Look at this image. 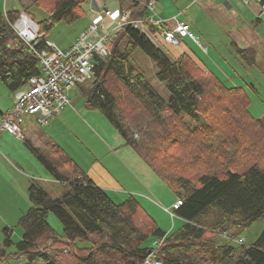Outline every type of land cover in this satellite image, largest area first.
<instances>
[{
	"label": "trees",
	"instance_id": "obj_1",
	"mask_svg": "<svg viewBox=\"0 0 264 264\" xmlns=\"http://www.w3.org/2000/svg\"><path fill=\"white\" fill-rule=\"evenodd\" d=\"M30 1L23 10L27 15L32 6L48 13L38 23L44 36L58 23L78 20L86 2ZM147 2L132 0L130 18L145 19ZM260 4L264 6V0ZM18 15L19 10L0 14V82L13 94L40 74L37 58L12 30ZM148 28L157 32L153 24ZM108 49L106 58H93L92 78L77 86L84 106L98 110L177 195L181 204L172 213L183 224L165 234L138 198L128 195L114 201L111 192L97 186L54 142L44 143L50 153L46 156L23 139L33 157L66 189L52 198L38 184L29 186L30 206L17 222L23 230L20 241L13 243L12 230L3 228L4 246L14 244L16 249L11 258L22 264H143L154 242L163 238L155 249L161 264H264V229L252 245L236 238L264 218V145L220 143L221 137L234 136L232 117L244 111L259 123L254 135L264 140V118L251 117L246 92L204 72L187 54L170 60L147 34L129 24L112 37ZM137 50L155 66L164 97L135 63ZM235 53L243 64L255 65L253 48L236 47ZM236 162L239 167L233 169ZM61 166L71 170V178H65ZM50 213L62 224L63 236L47 222ZM5 258L0 251V261Z\"/></svg>",
	"mask_w": 264,
	"mask_h": 264
},
{
	"label": "crops",
	"instance_id": "obj_2",
	"mask_svg": "<svg viewBox=\"0 0 264 264\" xmlns=\"http://www.w3.org/2000/svg\"><path fill=\"white\" fill-rule=\"evenodd\" d=\"M131 2L132 0H86L81 5L83 15L74 22L77 25L76 28H72L74 33L70 41L64 42V40L50 37L51 32L48 34L49 37H47L48 35L44 36V41H48L49 44L59 49H66L74 44L91 24H97L100 33L104 29L111 30L119 20L120 12L130 11ZM170 2L172 3V0ZM176 2L175 13L172 11L168 17L163 19L167 21L162 20L161 26L153 24L156 26L157 32L161 33L173 28L176 21L187 22L195 36L199 38L200 42H203L204 50L194 47L193 43L195 42L189 39L183 40L186 46L176 47L173 52L171 48H166V46L172 48L173 46L163 42L160 43L166 45L165 47L160 46V43L157 42L156 45L158 44L157 46L167 54L170 60L187 54L204 72L209 71L215 76L220 77L221 75L224 79L229 78L234 85L242 84L241 76L244 75L241 69L245 71L244 67L247 65L238 59L235 48H253L255 63L264 52V9L261 4L253 2L249 6H244L240 0H176ZM29 3H31L30 0H4V3L0 4V12L3 11L5 14L9 11L24 10L30 5ZM167 5H169V1ZM142 6L143 3L138 9H141ZM164 10L162 12L159 7H155L159 16L164 15ZM106 12H110V15H107ZM203 14L210 18L219 30L220 41H213L207 37V31L201 27L205 20ZM183 16L185 18L180 19ZM156 33H152L150 30L149 35L153 38L152 34L155 36ZM160 39H162L161 35ZM227 42L231 44V48L228 50L230 55L224 56L219 46L227 47ZM190 44L194 49H191ZM235 87L237 86L235 85ZM13 96L15 97V94ZM70 99L71 106L63 109L46 126L27 128L24 133L22 131L23 139L30 141L36 148L42 149L45 142H54L63 151V154L83 170L97 186L112 194H118L116 198L120 200L128 195L135 196L159 228L165 234L171 233L172 228H169L168 225H161L159 217L164 216V212L169 213L173 226L175 222L172 211L178 200L175 193L130 146L125 145L122 136L112 125L113 128L104 121L98 110L85 108L81 95L72 97L71 94ZM9 109L10 107L6 111L0 109V115ZM60 129L64 132L72 130V141L58 137V133H61ZM11 137L16 138L13 135ZM77 147H82L83 152H80ZM27 151L29 150L27 149ZM27 151V154L23 152L27 156L23 158L20 156L21 151L15 150L9 142L0 145V221H8L10 218L18 220L30 206L28 188L32 183H36H31V181L45 179L42 170L35 166L31 158L33 155ZM2 152L8 153V156L12 158L16 157L13 164L18 168L19 175L13 172L11 166L6 163L8 159ZM33 159L35 158L33 157ZM49 177L52 179L50 175ZM178 221L182 222L180 219ZM226 236L228 235L226 234Z\"/></svg>",
	"mask_w": 264,
	"mask_h": 264
},
{
	"label": "built area",
	"instance_id": "obj_3",
	"mask_svg": "<svg viewBox=\"0 0 264 264\" xmlns=\"http://www.w3.org/2000/svg\"><path fill=\"white\" fill-rule=\"evenodd\" d=\"M240 2L244 6H249L253 2L260 4L261 0ZM154 4L155 0H148L146 9L154 11ZM261 7L264 9L263 5ZM106 14L110 15V12ZM154 23L160 24L149 15L145 19H131L130 11L124 10L120 12L119 20L111 30L104 29L100 33L98 25L91 24L74 44L66 49H59L44 41L38 24L23 10H19V15L11 27L28 51L37 58L40 74L31 77L28 86L15 93L13 106L0 115V135L7 133L22 140L21 126L25 119H32L37 126H46L63 109L71 106L70 92L92 78L93 58L97 56L104 59L110 55L108 45L121 27L126 24L132 25L152 40L146 27ZM160 35L163 43L173 47H180L185 38L197 45L201 44L187 22L176 21L173 28L162 31ZM42 43L45 45L44 48L41 47ZM180 204L181 201L178 199L173 209ZM222 237L227 238L226 234ZM162 241L163 238L154 242V249L150 251L143 264H161L156 257L155 249Z\"/></svg>",
	"mask_w": 264,
	"mask_h": 264
},
{
	"label": "rangeland",
	"instance_id": "obj_4",
	"mask_svg": "<svg viewBox=\"0 0 264 264\" xmlns=\"http://www.w3.org/2000/svg\"><path fill=\"white\" fill-rule=\"evenodd\" d=\"M168 1H169V5L171 4L170 6L167 5ZM163 2H164V7H163ZM3 3H4V0H0V4H3ZM155 3H157V4H156V6H154V11H149V10L146 11V15L152 16L154 18L155 22H162V20L165 19L166 17H168L172 13V11L175 13V9H177L176 8L177 7L176 0H172V3L170 2V0H155ZM155 7L156 8L159 7L162 12L165 9L164 15L159 16L157 14V11H155ZM27 13L37 24L40 21L46 19L47 15H48V13L43 8L38 7V6L30 7L28 9ZM0 14H4V12L1 11ZM203 15H204L203 17L205 18V20H204V22H202L201 27H203V29H205L207 31V37L213 41H220V36H218L219 30H217L216 26L212 23L210 18H208L205 14H203ZM183 18H185V17L183 16L180 19H183ZM163 21L165 22L167 20H163ZM76 25H77V23H71L70 25H67V23H58L51 29V31H50L51 36L50 37H55L57 39L64 40V42H68L73 38L74 31H72L73 30L72 28H76L75 27ZM146 28H148V26ZM149 29L150 28H148V31L150 32ZM152 36H153V39H152L153 42H155V43L156 42L157 43L162 42V39H160L159 31L156 33L155 36L153 34H152ZM47 37H49V35ZM185 39H188V38H185ZM197 39L199 40L198 37H197ZM200 43H201L200 45H197L196 43H193L195 45H193L192 43L191 44L194 47H198L199 49L204 50V47L202 46L203 42L201 41ZM191 44H190V46H191ZM182 45L186 46L185 41L181 42L180 47H182ZM227 45H228L227 47H224L222 45L219 46V49L221 50V52L223 53L224 56L230 55L228 52V50H230V48H231L230 42H227ZM160 46L165 47L166 45L160 43ZM193 46H191L192 48L191 47L190 48L194 49ZM166 48L167 49L171 48L172 52L176 50V47L172 48V47L166 46ZM134 61L137 64V66L139 67V69H141V71H143L145 73V76H146L147 80L149 81V83L164 97L165 91L163 88V84L159 83L155 79L154 74L156 72V68L153 65V63L150 61V59L148 57H146L145 55H143L139 50H137L134 53ZM244 69H245V71L243 69H241L242 74L244 75V76H241V78L243 79L242 84L236 83L235 85L237 87H235L233 81L231 79H230L231 80L230 81L229 78H227L230 83L227 82L228 85L226 84V86L232 87V88L233 87H235V88L242 87V89L246 92V94L249 98V101H250V105L248 108L249 114L254 119H263L264 118L263 117L264 116V52L259 56V58L257 59V62L255 63L254 66H247V67H244ZM220 77H223V76L220 75ZM79 92L80 91L78 88L73 89L71 91L72 97H74L75 95L80 96ZM13 103H14L13 93H11L5 87V85H3L0 82V109L6 111L9 107L11 108L13 106ZM232 118L234 120H231V118H230V120L232 121V125L235 126V128L232 131V136L233 135L234 136L232 138L221 137L220 143L222 146L224 145L225 147H227V146H229L228 144H230V143L235 145V147H241L244 143H246L247 145H250L251 143L258 144L260 146L264 145L263 137H261V135L258 133H256V135H258V136L254 135V131L259 129L257 126V124H259V123L257 121H253V120L249 119L248 115L246 114V111L241 113V116H239V118H237V116H233ZM103 119L111 128H113L111 126V124L104 118V116H103ZM31 127L34 128V127H38V126L32 119H25L23 125L21 126V130L24 133L27 130V128H31ZM60 132L61 133H58V137L72 141V138H71V136H73L72 130L68 131V132H64L62 129H60ZM11 136L12 135H9L6 133L2 134L0 136V145L6 144L7 142H9L14 147L15 150L21 151L20 156H22L23 158H26L27 156L23 152L26 153L27 149L24 147L21 140L18 139L17 137L15 139H13ZM211 142L216 143V144H213V146H217V144H220L218 141H211ZM22 145H23V147H22ZM40 149L46 156H50L49 151L45 147L43 149L42 148H40ZM78 149L80 152H83L82 147H80ZM27 152L31 154L30 151H27ZM2 154L4 155L5 158L8 159V160H6V163L11 166L12 171L15 172L17 175H19L18 168L13 164L14 159L16 157L13 156V158H12L11 156H8L9 154L6 152H2ZM30 154H29V156H31ZM31 158H32L35 166H37L38 169L42 170V175H44V178H45V179L42 178V179L33 180V181H31V183L32 182L38 183L52 198H57V196L60 197L63 194L66 187L63 186L62 183L60 184L57 181L53 180V178L51 179L49 177V174L45 170V168L36 159H33V157H31ZM258 162L260 164H263V162L260 160ZM238 167H239L238 162H236L232 165L233 169H237ZM60 171L64 174L65 178H71L72 177L71 175H67L68 173H71V170H69L68 168L61 166ZM109 189H113V188H109ZM116 195H118V194H112L114 201L120 200L119 198H116ZM164 213H165L164 216L159 215L160 216L159 219L161 220V221L160 220L159 221H160L161 225H168L169 228H172L171 229L172 233L176 232L177 229H179L183 223L179 222L178 221L179 218H177L174 215V222L175 223L172 226V220H171L170 214L167 212H164ZM17 222H18V220L14 219V218H10L8 221H6V220L0 221V251H4L5 256H6V258L3 261H0V264H22V260L17 261V260H13L11 258L12 254H14L16 252L14 244L9 245V246H4V244H3L4 239H5V234L3 232L4 227H9L12 230L10 233V236H11V240L13 243L20 241V239L22 237V231L23 230L18 225ZM47 222L56 231V233L59 236H63L62 224L60 223V221L57 219V217L54 214L50 213L48 215ZM237 229H239V228H237ZM263 229H264V218H260L256 221L252 222L246 229L240 231L237 234L238 237H236V238H237V240H240V239L244 240L246 245H252L258 240ZM237 240H235V242Z\"/></svg>",
	"mask_w": 264,
	"mask_h": 264
},
{
	"label": "bare ground",
	"instance_id": "obj_5",
	"mask_svg": "<svg viewBox=\"0 0 264 264\" xmlns=\"http://www.w3.org/2000/svg\"><path fill=\"white\" fill-rule=\"evenodd\" d=\"M147 258V257H146Z\"/></svg>",
	"mask_w": 264,
	"mask_h": 264
}]
</instances>
